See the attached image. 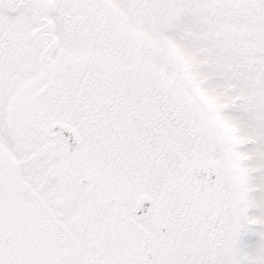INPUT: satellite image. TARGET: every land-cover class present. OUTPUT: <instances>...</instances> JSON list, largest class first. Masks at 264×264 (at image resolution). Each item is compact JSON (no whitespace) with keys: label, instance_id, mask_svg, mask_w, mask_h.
Instances as JSON below:
<instances>
[{"label":"snow or ice","instance_id":"6c2138e0","mask_svg":"<svg viewBox=\"0 0 264 264\" xmlns=\"http://www.w3.org/2000/svg\"><path fill=\"white\" fill-rule=\"evenodd\" d=\"M0 264H264V0H0Z\"/></svg>","mask_w":264,"mask_h":264}]
</instances>
